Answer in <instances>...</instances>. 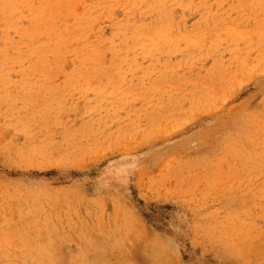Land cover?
Returning a JSON list of instances; mask_svg holds the SVG:
<instances>
[{"label": "rangeland", "instance_id": "obj_1", "mask_svg": "<svg viewBox=\"0 0 264 264\" xmlns=\"http://www.w3.org/2000/svg\"><path fill=\"white\" fill-rule=\"evenodd\" d=\"M0 264H264V0H0Z\"/></svg>", "mask_w": 264, "mask_h": 264}, {"label": "bare ground", "instance_id": "obj_2", "mask_svg": "<svg viewBox=\"0 0 264 264\" xmlns=\"http://www.w3.org/2000/svg\"><path fill=\"white\" fill-rule=\"evenodd\" d=\"M154 249H155V251H156L155 254H154V252H153V255H155V257L158 256L159 254L161 255V252H160L161 249H160V251H159V249H158L157 247L152 248V250H154ZM158 251H159L160 253H159ZM156 253H157V254L159 253V254L157 255ZM160 255H159V256H160Z\"/></svg>", "mask_w": 264, "mask_h": 264}]
</instances>
